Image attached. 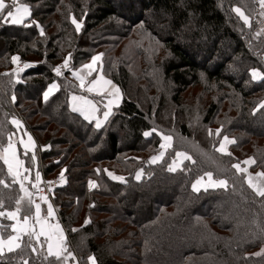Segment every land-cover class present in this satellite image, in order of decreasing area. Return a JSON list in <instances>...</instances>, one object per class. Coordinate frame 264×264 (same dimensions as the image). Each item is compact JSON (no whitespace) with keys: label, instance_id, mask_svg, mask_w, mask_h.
I'll list each match as a JSON object with an SVG mask.
<instances>
[{"label":"trees","instance_id":"16d2710c","mask_svg":"<svg viewBox=\"0 0 264 264\" xmlns=\"http://www.w3.org/2000/svg\"><path fill=\"white\" fill-rule=\"evenodd\" d=\"M22 2L31 9L26 22L9 24L3 19L7 11L0 14V156L9 137L16 138L11 121L18 118L37 144L33 161L17 143L29 177L34 171L40 178L51 177L64 167L65 183L51 199L79 264H88V256L96 264H264V198L232 167L250 155L252 168L264 171V108L258 97L264 96V77L253 81L250 74L253 67L264 74V62L256 57L264 53V34L253 33V0H123L127 8L109 0ZM236 5L252 27L234 12ZM162 8L168 10L172 28L182 30L190 42L187 46L163 35L164 23L153 20L152 13ZM69 16L81 21L79 31ZM140 24L145 36L135 39L142 43H129L132 29ZM201 38L213 39V47L204 51L210 67L199 65L189 53ZM151 41L159 43L162 54ZM222 41L228 55L218 48ZM97 53L103 54L102 72L122 94L100 128L68 106L70 93L81 92L71 70ZM14 55L25 60L21 69L10 70ZM51 83L58 88L45 101ZM196 86L198 91H192ZM120 130L126 133L125 143ZM160 134L172 137V147L162 161L151 164L160 150ZM223 136L235 141L228 147L231 155L215 150ZM178 151L192 160L169 172ZM108 170L124 180L113 179ZM206 172L227 180L228 188L194 192L192 181ZM0 179L10 185H0V210L14 211L24 193L19 183H12L3 159ZM20 180L29 191L33 179ZM33 207L27 211L25 198L20 216H32ZM0 223L8 235L10 221L0 217ZM31 244L6 253L3 264H49L35 238Z\"/></svg>","mask_w":264,"mask_h":264},{"label":"snow or ice","instance_id":"6c2138e0","mask_svg":"<svg viewBox=\"0 0 264 264\" xmlns=\"http://www.w3.org/2000/svg\"><path fill=\"white\" fill-rule=\"evenodd\" d=\"M260 7L264 9V0H259ZM14 7L13 10H8L10 8ZM5 11H7V15L5 17V20L7 21L10 18L11 23L13 24H21L24 22V17L29 15V8L27 5H17V0H11V4H8L5 2V0H0V14H3ZM234 11L238 13L245 22V24L249 23V18L244 15V13L240 10V8H235ZM264 15V12L261 13ZM73 24L76 25L77 31L80 30L81 24L77 23L76 20L73 18ZM41 34L43 35V32L41 31ZM101 55L98 56H93L92 61L93 64H95L96 61L101 59ZM18 59V57L13 56L12 60L15 62ZM68 61L65 60L64 66L67 67ZM27 67V65H26ZM86 68L90 69L89 75L91 74V70L93 68L92 64L85 65ZM57 74H60V70L56 69ZM74 75H76L74 73ZM252 77L254 80L257 79H262L260 74L256 71H252ZM81 79V87L84 86V81L83 78ZM99 79H103V77H100ZM98 81H93V84H96ZM105 84H111V81H104ZM115 87V86H113ZM56 88V85H51L47 91L44 92V99L45 101L48 100L49 96L52 95L54 89ZM93 87H89L88 91H93ZM116 92H119V89H116ZM73 101L79 100L81 98L78 97H73ZM13 101H15V97H13ZM87 104H91V101H85ZM112 101H109V105H111ZM260 108H264V103H262ZM73 111H78L82 109H78L75 105L73 106ZM110 115V110L104 113L105 120H107L108 116ZM12 124L19 125L20 121L13 119L11 121ZM102 122L97 121L96 127L100 128ZM209 134L211 135V130H209ZM216 134H220V129L216 130ZM145 136L150 135V133H144ZM162 140L164 143H161L160 148L163 149L164 151H161L158 156H153L150 159L151 164H156L160 161L163 160L165 156V151L169 148L172 147V137L171 136H162ZM29 141H31V137H29ZM23 143V141H21ZM235 143L234 140H230L227 136L223 138V141L220 143V146L216 148L215 150L217 152L225 153L228 155H231V153L227 152V145ZM25 148L28 147V145H24ZM4 155L0 156V159H3L4 164L8 166V174L11 176L12 183L17 184L19 183L20 185V190L24 193V196H21L19 199L16 200V209L14 211H3L0 210V217H7L8 220L10 221H16L11 225V231L14 233V235H7V239L4 238V232L7 228L6 225L3 223H0V264H3V257L5 256L6 253H14L17 250H22L26 247H31V241L33 238L37 242H39L40 237L43 236L45 237V240L47 241V256L44 257L45 261H49V264H51V261L49 260L50 257H55L57 261H60L62 258L67 259V257L64 256V253L66 251L65 247V238L63 236V230L60 228L59 224L56 225H51L49 224L46 220L41 219V205L40 204H35V216L31 215H24L22 218V221L20 219V214L22 211V201L27 198L28 202V208L27 211H31V206L33 204V201L31 200V193L25 188L24 183L22 180L18 179L20 176L19 171H14L13 169V163L12 160L9 157V153L11 152V158L14 159L16 157V152L13 147V143L11 140V137H9V143L6 148H4ZM182 158V159H181ZM183 160H192V157L187 155L186 153L183 152H177L176 153V159L172 161V163L168 166V171L169 172H175L177 171L181 164L183 163ZM17 164L21 163L20 161H16ZM195 163V161H193ZM244 164H254L255 160L249 158L248 160H245L243 162ZM233 168L236 169L238 173H246L247 169L242 168L239 163L233 164ZM27 171V169H25ZM143 174V170L138 171L136 173V179L140 180ZM63 171L61 172V179L63 180ZM109 176H112L113 179L115 180H124V177H119V176H114L112 173H108ZM204 176L207 177L206 183L204 182V177H200L196 180L195 183L192 185V189L194 192H199L201 188H203L205 191H207L209 188L212 189H227L228 188V181L227 180H215L213 179V173L212 172H206ZM255 177L258 179H264V171L258 172L255 174ZM24 179H27V177H24ZM37 181L40 180L39 173H37L36 176ZM247 184L249 188L255 192L256 196L264 198V183H257L254 182V178L251 174L248 175L247 177ZM0 185H3L5 188L10 187L9 184L5 182L4 179H0ZM90 187H95V182L89 181ZM33 187H37V185H33ZM42 199H46L43 198ZM4 207V200L3 197L0 196V209ZM53 216V209L52 206H48V217ZM89 221L86 220L85 224H87ZM36 225H39L40 231H36ZM73 231H77V229H73ZM262 232H264V228L261 229ZM58 233V235H57ZM24 238H27L26 240ZM32 251L35 252L36 249L35 247H32ZM256 255H259L257 253ZM68 257L72 256V253L68 252L67 254ZM88 260L90 264H96V259L94 256H89ZM17 264H29L28 260H23V261H18Z\"/></svg>","mask_w":264,"mask_h":264},{"label":"rangeland","instance_id":"374dc122","mask_svg":"<svg viewBox=\"0 0 264 264\" xmlns=\"http://www.w3.org/2000/svg\"><path fill=\"white\" fill-rule=\"evenodd\" d=\"M22 1H24V0H17V5H21V4H23V5H27L26 3H24V2H22ZM65 1H67V0H65ZM5 2L6 3H8V4H11V0H5ZM109 2L111 3V5L112 6H115V7H118V4H120V3H124L123 2V0H109ZM125 4V3H124ZM27 6H29V5H27ZM125 7L127 8V6H126V4H125ZM176 7H180V5H176ZM14 8V7H13ZM13 8L11 9V10H13ZM29 8V16H30V13H31V9H30V7H28ZM235 8H240L239 6H233V10L235 9ZM240 10L244 13V15L245 16H247L246 15V13L242 10V8H240ZM150 12V14L152 13V11L150 10L149 11ZM235 12V11H234ZM252 12L253 13H255L256 14V18L255 19H253V22H254V24H252V20L250 19V17H248L249 18V23L248 24H246L247 26H249V27H252L253 25L255 26V29H254V34L255 35H257V34H261V33H263L264 34V15H262L261 13L262 12H264V9H262L261 7H260V4H259V0H253V9H252ZM236 13V12H235ZM152 14H154V17H155V19L153 18V20H157V21H159V22H161V23H164V28L166 29V32H165V34H163V35H168V36H172V37H175V39H176V43L177 44H179L180 46H182V47H185V46H187V44L188 43H190V42H188V40H185V39H183V37H182V30L181 31H179V30H177L176 31V29H173L172 28V25H171V16H170V14H169V12H168V10H166V9H164V8H162L161 10H159V11H157V12H154V13H152ZM236 14H238V13H236ZM6 15L7 14H5V16H4V20H5V17H6ZM147 15H149V13H147ZM239 15V14H238ZM240 16V15H239ZM26 17V16H25ZM24 17V18H25ZM70 17V16H69ZM29 18V17H28ZM28 18L26 19V20H24V22H26L27 20H28ZM73 16H71L70 17V20H69V22H71L72 24H73ZM241 18V17H240ZM75 20H76V22L77 23H79V24H82L81 23V21L79 20V19H77L76 17L74 18ZM48 19H46V21H47ZM243 20V19H242ZM6 21V20H5ZM7 23H9V24H13V23H11V21H9V19L6 21ZM23 22V23H24ZM34 22H36V21H34ZM22 24V23H21ZM36 24H37V27H38V29L40 30V31H42L43 30V28H42V26H40L37 22H36ZM75 25V24H74ZM76 26V25H75ZM192 30H195L194 28H192ZM142 34V35H141ZM130 36H132V38L131 39H129L128 41H129V43H137V44H140V43H142V41L141 40H139V39H135V37H144L145 36V32H144V30H143V26L140 24V25H138V26H136L135 28H133L132 29V31H131V34H130ZM155 42V43H154ZM151 41L150 42V46H153V47H155L156 46V51H158V50H160V53L159 54H162V48L160 47V45H159V43L158 42H156V41ZM136 44V45H137ZM194 48L191 50V49H189V53L191 54V56L192 57H194L195 58V60H196V62L199 64V65H202V66H207V67H210V65H211V62L209 61V59H207V54H206V52H204V51H206V50H210L212 47H213V39L212 40H206L205 38H201V39H197V40H195V42H194ZM195 47H198V49L197 48H195ZM221 47V48H220ZM218 48H220L222 51H223V54H225V55H228L229 54V49L226 47V44H224L223 43V41H222V43H219V45H218ZM97 54H99V53H97ZM97 54H95V55H97ZM101 54V53H100ZM14 56H16V57H18V59L15 61V62H13V60H12V62H13V64H14V66L12 67V69H10V70H18V69H21L22 68V66H19V62H20V60H21V57H19L18 55H14ZM256 57L260 60V61H262L263 60V62H264V53L263 54H261L260 55V53L259 54H256ZM176 60L178 59L177 57L175 58ZM36 62H34L33 64H35ZM101 63H102V65H101V67L103 68V61H102V56H101ZM58 66H60L59 68H61L62 66L61 65H58ZM251 70H250V74H251V77H252V71L253 70H256L259 74H260V76L261 77H264V74H263V72H262V70L261 69H259V68H257V67H253V68H250ZM5 71H7V70H5ZM229 72H231V70L229 71ZM232 73H234V74H236V73H238V70H233L232 71ZM252 80L254 81V79H253V77H252ZM257 80H259V79H257ZM118 86V85H117ZM119 87V86H118ZM198 89H199V87L198 86H196V87H193V88H191V90L192 91H194V92H196V91H198ZM261 94H263V92L261 93ZM122 95V94H121ZM133 96H134V94H132ZM258 97H259V101L261 100V102L260 103H264V96L263 95H258ZM256 124V123H255ZM126 129V128H125ZM127 130V129H126ZM147 133H149V132H147ZM124 135H126V133H124V131H118V137H119V139L121 140V142L122 141H124L123 139H124ZM149 136V135H148ZM162 136H169V135H162V134H160V138H161V141H160V144L159 145H161V143H164V141L162 140ZM126 137V136H125ZM225 136H223V137H221V139L218 141V144H217V148L220 146V143L223 141V138H224ZM128 138H129V136H128ZM230 140H233V139H231L230 137H228ZM128 142V140H126V143ZM124 143H125V141H124ZM229 145L230 144H228L226 147H227V152H228V147H229ZM6 146H8V144L6 145ZM6 146L4 147V148H6ZM105 148H107V145H105ZM43 149H45V148H43ZM4 150V149H3ZM161 151H164L163 149H161L160 148V150H159V152L157 153V154H155V155H153V156H158L159 155V153L161 152ZM178 152H181V151H178ZM177 153V152H176ZM176 153H175V158L174 159H176ZM221 153V152H220ZM18 154V153H17ZM3 155H4V152H3ZM2 155V156H3ZM17 156V155H16ZM152 156V157H153ZM16 158V160H18L17 159V157H15ZM249 158H251V159H253L254 160V158L252 157V156H244L243 158H241L237 163H239L240 165H241V167L242 168H246L247 169V172L246 173H243L244 174V177H245V181H246V183H247V177H248V175L249 174H251L252 176H253V178H254V182H257V183H264V179H258V178H256L255 177V174L256 173H258V172H262L263 170H261V169H259V168H252L253 167V165L254 164H251V165H248V164H244L243 162L245 161V160H248ZM151 159V158H150ZM173 159V160H174ZM182 159V158H181ZM172 160V161H173ZM172 161L169 163V165L172 163ZM184 161V160H183ZM237 163H234V164H237ZM168 165V166H169ZM33 167H34V164H33ZM8 168V167H7ZM61 171V170H60ZM59 170L58 171H56V174H58L59 175V177H60V185H62V183H65V178H64V175H63V180L61 179V172H60ZM64 172V171H63ZM106 173H112L113 175H114V172L112 171V170H108V171H105ZM31 174V173H30ZM64 174V173H63ZM36 174L35 173H32V178H30V177H28L27 179H24V177H27V176H24L23 174H20V176H23V180L24 181H31V179H33V181H32V185L30 186V190H29V192L31 193V191L33 190V188H32V186H33V184L36 182V180H34V178H36V176H35ZM55 175V174H54ZM20 176H19V178L18 179H20ZM114 176H118V175H114ZM40 177V176H39ZM112 177V176H111ZM200 177H204V182L206 183V181H207V177L206 176H204V174L203 175H201V176H197L193 181H192V185H193V183H195L196 182V180L198 179V178H200ZM213 179H215V180H218V179H216V178H214L213 177ZM224 180V179H223ZM248 185V184H247ZM201 189H203V188H201ZM32 197V196H31ZM26 200H27V198H26ZM33 201V200H32ZM35 204H40L41 206L42 205H44L45 206V204H47L48 206L49 205H52L56 210L58 209L57 207H55L54 206V204H53V201L52 200H50V199H42V200H40L39 202H33V205L35 206ZM131 205V204H130ZM33 210H34V207H33ZM46 211H47V209L46 208H44V212L46 213ZM53 214H55V213H53ZM32 216H33V214H32ZM54 216H57L56 218H58V221H59V223H60V226H61V228H62V230L64 231V233H65V235H66V237H67V233H66V229L64 228V226L62 225V223L60 222V219H59V216H58V213H56ZM22 218L23 217H21L20 216V219L22 220ZM226 219V218H225ZM53 220H55V219H53ZM10 221V220H9ZM13 221H10V230H11V225L13 224L12 223ZM37 227H38V229L40 230V227H39V225H37ZM73 229H76V226L73 228ZM12 235V234H14V233H12V231L8 234V235ZM4 238L6 239L7 238V235L6 236H4ZM67 240L68 239H66V251H65V253H64V256L65 257H67V260H68V263L67 264H69V258H71V260H70V264H79L80 262H79V259H78V257H76V255H75V253H74V251H71L70 249H69V246L67 245ZM39 249H41V250H44V252L45 253H47V251H45V239L43 238V237H40V240H39ZM191 244V243H190ZM192 246H195V245H193V244H191ZM68 252H70V253H72V256H70V257H68L67 256V254H68ZM89 257V256H88ZM87 260H88V258H87ZM88 264H90V262H89V260H88Z\"/></svg>","mask_w":264,"mask_h":264},{"label":"crops","instance_id":"0c3cea01","mask_svg":"<svg viewBox=\"0 0 264 264\" xmlns=\"http://www.w3.org/2000/svg\"><path fill=\"white\" fill-rule=\"evenodd\" d=\"M21 5H23V4H21ZM13 11H14V8H13ZM28 17H29V15H27L24 18V20H26ZM9 21H10V18H9ZM98 55H101V54L99 53V54L94 55V56H98ZM89 64L93 65V68L91 70L90 75H89L90 69L85 67V65H89ZM101 65H102L101 59L96 61L95 64H93L92 57H91L84 64H82V65L78 66L77 68L71 70V76L76 81L77 86L79 87L81 92L80 93H70L69 98H68V106H69L70 110L72 112L77 113L80 116H82V118L85 119L86 121L92 122L95 126H96L97 121L102 122L101 126L104 125L110 116L109 115L107 120H105L104 113L110 110V114H111L113 112V110L120 104L121 99H122L120 88L109 77H107L102 72ZM74 73L76 75H74ZM100 77H103V79H99ZM80 78H83V81H84L83 87H81V79ZM93 81H98V82L96 84H93ZM104 81H111L112 83L111 84H105ZM51 85H56V88L53 91V93H54L58 88V85L56 83L49 84L45 91H47ZM113 86H115V87H113ZM89 87H93L94 90L88 91ZM117 88L119 89V92H116ZM73 97H78L81 99L73 101V99H72ZM85 101H91V104H87V103H85ZM109 101H112L111 105H109ZM74 105L78 109H82V110L73 111L72 109H73ZM13 119L20 121L19 125L13 124L16 128L17 134L15 136L16 138L12 140V143H13V147H14V150L16 152V155H17L16 157H17L18 161H20L21 163L17 164L16 158H14V159L11 158V152L9 153V157L12 160L14 171L18 170L20 174H23L24 176H27V178H28L30 175V171L28 169H27V171H25L26 168L24 166V162L20 158L19 154H17L18 153L17 143L23 149L24 152H29L32 155L33 161H35V155L36 154L34 152H35V149L37 148V144H36V141H35L34 137L32 136V134L23 128V124H22L21 120L18 118H13ZM29 137H31V141H29ZM21 141H23V143H21ZM25 144L28 145L27 148L24 147ZM46 147H47V145L43 146V148H46ZM60 170L64 171V167L60 168L59 171ZM33 171H34V169H33ZM34 173L36 174L35 176H37L38 172L34 171ZM44 208L47 209L46 213L44 212ZM52 209H53V213L56 214L57 211L53 206H52ZM35 211L36 210H35V206H34L33 217L35 216ZM40 214H41L42 220H46L51 225L59 224V226H60L58 218H56L57 216H54L55 214H53L52 217H48V205L47 204H45V206L44 205L41 206ZM53 219H55V220H53ZM15 222L16 221H13L12 223H15ZM60 228H61V226H60ZM36 231L37 232L40 231L38 229L37 225H36ZM12 235H14V234H12ZM57 235H58V233H57ZM63 236L65 238V247H66L67 237H66L64 231H63ZM41 237H43V236H41ZM43 238L45 239V237H43ZM44 247H45V251H47V241L46 240H45V246ZM70 260H71V258H69V264H70Z\"/></svg>","mask_w":264,"mask_h":264},{"label":"built area","instance_id":"2783aa9c","mask_svg":"<svg viewBox=\"0 0 264 264\" xmlns=\"http://www.w3.org/2000/svg\"><path fill=\"white\" fill-rule=\"evenodd\" d=\"M25 60L21 58L19 66L24 64ZM60 177L55 174L51 177H41L39 181L35 183L37 187L33 188L31 191L33 202H39L43 198L52 200L54 189L60 185Z\"/></svg>","mask_w":264,"mask_h":264},{"label":"water","instance_id":"95a60500","mask_svg":"<svg viewBox=\"0 0 264 264\" xmlns=\"http://www.w3.org/2000/svg\"><path fill=\"white\" fill-rule=\"evenodd\" d=\"M55 71H56V69H55Z\"/></svg>","mask_w":264,"mask_h":264}]
</instances>
